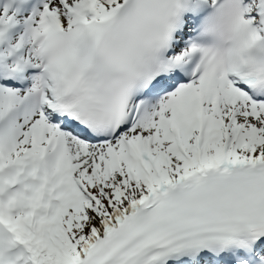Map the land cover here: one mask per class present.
<instances>
[{"label":"snow or ice","instance_id":"obj_1","mask_svg":"<svg viewBox=\"0 0 264 264\" xmlns=\"http://www.w3.org/2000/svg\"><path fill=\"white\" fill-rule=\"evenodd\" d=\"M0 264H264V0H0Z\"/></svg>","mask_w":264,"mask_h":264}]
</instances>
